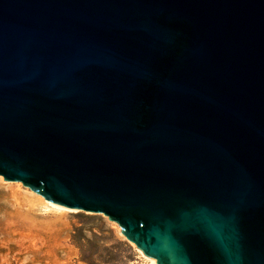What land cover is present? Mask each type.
<instances>
[{"label": "water", "instance_id": "water-1", "mask_svg": "<svg viewBox=\"0 0 264 264\" xmlns=\"http://www.w3.org/2000/svg\"><path fill=\"white\" fill-rule=\"evenodd\" d=\"M0 175L157 264H264V0H0Z\"/></svg>", "mask_w": 264, "mask_h": 264}, {"label": "rangeland", "instance_id": "rangeland-1", "mask_svg": "<svg viewBox=\"0 0 264 264\" xmlns=\"http://www.w3.org/2000/svg\"><path fill=\"white\" fill-rule=\"evenodd\" d=\"M49 202L0 175V264H152L108 215Z\"/></svg>", "mask_w": 264, "mask_h": 264}, {"label": "bare ground", "instance_id": "bare-ground-1", "mask_svg": "<svg viewBox=\"0 0 264 264\" xmlns=\"http://www.w3.org/2000/svg\"><path fill=\"white\" fill-rule=\"evenodd\" d=\"M49 203H51V202H49ZM51 204H53V205H55V206H58V207L65 208V207H63V206H60V205H58V204H55V203H51ZM150 259H151V261H152V264H157V261L155 260V258H150Z\"/></svg>", "mask_w": 264, "mask_h": 264}]
</instances>
